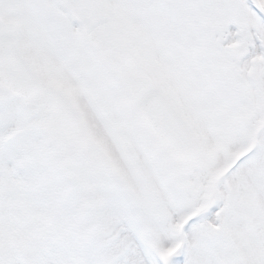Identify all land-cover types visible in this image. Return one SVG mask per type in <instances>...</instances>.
I'll return each instance as SVG.
<instances>
[{
  "label": "snow or ice",
  "instance_id": "1",
  "mask_svg": "<svg viewBox=\"0 0 264 264\" xmlns=\"http://www.w3.org/2000/svg\"><path fill=\"white\" fill-rule=\"evenodd\" d=\"M0 264H264V0H0Z\"/></svg>",
  "mask_w": 264,
  "mask_h": 264
}]
</instances>
